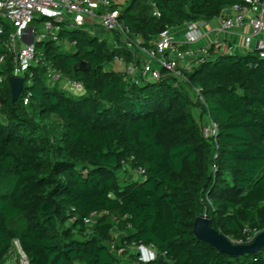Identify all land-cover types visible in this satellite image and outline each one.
Returning <instances> with one entry per match:
<instances>
[{
    "label": "trees",
    "instance_id": "16d2710c",
    "mask_svg": "<svg viewBox=\"0 0 264 264\" xmlns=\"http://www.w3.org/2000/svg\"><path fill=\"white\" fill-rule=\"evenodd\" d=\"M236 4L244 0H127L120 20L150 47L167 28L212 20ZM61 38L75 49L38 45L28 104L12 99L10 54L0 70V264L16 239L30 264H119L128 253L134 264H264V246L231 256L194 233L204 213L236 243L264 231L260 51L211 45V58L183 69L182 79L162 69L157 81H137L109 69L116 57L134 59L119 35L67 28ZM81 61L90 69L76 70ZM50 69L84 91L52 84ZM210 120L219 130L206 137ZM138 244L166 255L141 262L130 252Z\"/></svg>",
    "mask_w": 264,
    "mask_h": 264
},
{
    "label": "built area",
    "instance_id": "2783aa9c",
    "mask_svg": "<svg viewBox=\"0 0 264 264\" xmlns=\"http://www.w3.org/2000/svg\"><path fill=\"white\" fill-rule=\"evenodd\" d=\"M124 3H118L115 0H0V70L6 62L7 55L10 54L12 56L11 76L25 78L20 96L23 103L28 104L32 95V92L28 90L32 85L31 68L42 60L38 45L52 40L75 49L76 41L71 42L61 38V33L67 28L88 30L91 24L97 23L103 30L110 33L113 39L115 35H119L134 55L133 61L128 63L124 73L137 81L140 79L157 81L161 77L162 69L182 79L183 69H189L192 66V64L185 65L189 58L194 60V63L211 58L210 46L200 49L184 47L182 41H179L172 33V28L164 30L154 41L153 46H144L141 37L131 32L129 27L120 20ZM155 14L159 13L155 12ZM219 17L221 30L227 32H233L250 17L252 31L246 37V48L247 50L256 48L260 51V57L264 58V0H244V4L232 6ZM33 22L36 24H32ZM184 25L185 36L189 42L199 40L203 36L201 27L205 25V20L188 22ZM138 50L146 56L143 60L139 59ZM232 52V46H224L218 50V53L231 54ZM115 60L124 61V58L116 57ZM49 72L52 84L63 80L70 85L71 91L78 93L84 91L81 83L63 79L62 75L53 69ZM5 80L6 76L0 74V83ZM218 130V124L212 120L203 125V133L206 137L216 136ZM137 174L144 177L145 169L138 168ZM96 215V212L92 213L85 222L88 225L93 224ZM257 234H254L250 241ZM113 247L112 244L111 248ZM14 248L17 254H20V258L17 260L14 258L10 264H30L18 239L14 240ZM130 249L135 251L141 262H151L166 255V252H159L153 244L133 245ZM123 252L124 249L120 248L119 253Z\"/></svg>",
    "mask_w": 264,
    "mask_h": 264
},
{
    "label": "crops",
    "instance_id": "0c3cea01",
    "mask_svg": "<svg viewBox=\"0 0 264 264\" xmlns=\"http://www.w3.org/2000/svg\"><path fill=\"white\" fill-rule=\"evenodd\" d=\"M115 1H117L118 3H124L127 0H115ZM250 19H251L250 17L247 18L245 23L242 26L238 27L233 32H227L221 30L220 17H216L212 20H205V25L201 27L203 36L199 40L193 42H189L185 36V25L174 27L171 29V31L179 41H182L184 47L200 49L205 46L215 45V52H218L219 48H222L224 46H232L233 49L232 54L244 55L250 51L247 50L246 48V37L252 31ZM88 30L92 34L100 36L102 38H107V39L110 38L109 33L103 30L97 23L91 24ZM66 47L69 50L74 49L72 46L69 45H67ZM138 57L139 59L143 60L146 56L141 51L138 50ZM192 63H194V60L189 58L185 62V65H190ZM127 66L128 63L125 60L124 61L114 60V62L109 64V69L124 72ZM195 116H198V114H196Z\"/></svg>",
    "mask_w": 264,
    "mask_h": 264
},
{
    "label": "water",
    "instance_id": "95a60500",
    "mask_svg": "<svg viewBox=\"0 0 264 264\" xmlns=\"http://www.w3.org/2000/svg\"><path fill=\"white\" fill-rule=\"evenodd\" d=\"M32 30V27H30ZM33 38L31 39V41ZM90 64L81 61L75 65L76 70H89ZM24 77L11 76L9 79L12 99L16 102L24 88ZM194 233L198 239L210 243L218 251L224 252L231 256L243 255L245 253H255L260 251L264 246V231L256 235L253 241L248 243H236L228 238L225 234L211 226V219L204 213L199 215L194 222ZM163 258L161 257L160 260Z\"/></svg>",
    "mask_w": 264,
    "mask_h": 264
},
{
    "label": "rangeland",
    "instance_id": "374dc122",
    "mask_svg": "<svg viewBox=\"0 0 264 264\" xmlns=\"http://www.w3.org/2000/svg\"><path fill=\"white\" fill-rule=\"evenodd\" d=\"M32 24H36V22H33ZM106 34V33H105ZM108 35V34H107ZM109 37H110V35H109ZM65 88H67V89H69L70 88V85H67V83H65L64 81L61 83ZM70 90V89H69ZM74 94H76V95H78V94H80V93H78V92H75V91H72ZM193 93V92H192ZM194 96V99L196 100V94L195 95H193ZM194 112L196 113V114H199L200 113V111L199 110H194ZM54 124L57 126L58 124H59V121L58 120H54ZM135 177H137V175H135L134 173H132V172H130V177H129V175H128V178H135ZM114 235H115V237L117 238V240L119 241L120 240V237H121V233L117 230V229H115L114 230ZM131 251V253H133V254H135V251L134 250H132V249H130ZM14 252H13V254H11V257L9 258V260H7V262H5L4 264H10L11 263V261L15 258V260H17V259H19L20 258V254H17V252H16V249L14 248V250H13ZM129 253L128 254H126L125 256H121V258H120V262H119V264H134V262H132L131 261V258L129 257ZM77 264H79V263H77Z\"/></svg>",
    "mask_w": 264,
    "mask_h": 264
}]
</instances>
